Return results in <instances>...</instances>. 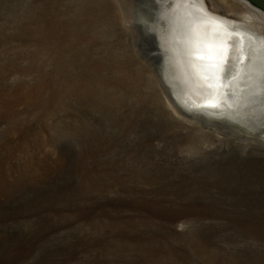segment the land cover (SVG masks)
<instances>
[{"label": "rangeland", "instance_id": "rangeland-1", "mask_svg": "<svg viewBox=\"0 0 264 264\" xmlns=\"http://www.w3.org/2000/svg\"><path fill=\"white\" fill-rule=\"evenodd\" d=\"M113 1L0 0V264H264V114L187 112ZM70 15L126 44L83 87L48 50Z\"/></svg>", "mask_w": 264, "mask_h": 264}, {"label": "bare ground", "instance_id": "bare-ground-1", "mask_svg": "<svg viewBox=\"0 0 264 264\" xmlns=\"http://www.w3.org/2000/svg\"><path fill=\"white\" fill-rule=\"evenodd\" d=\"M126 1L128 9L125 2L113 1L119 11L120 24H127L128 32L131 28L139 30L145 42L153 40L150 46L157 52L154 55L147 52L146 56L159 64L160 75L169 85L171 94L187 112L230 121L248 130L255 128L258 117L264 114V0ZM79 7L85 9L83 4ZM135 8L138 13L151 11L152 18L138 13L131 15ZM74 17L62 18L69 21L71 28L57 30L59 36L53 31L48 50L52 57L60 51L61 57L53 58L61 65L78 67L83 87L91 84L89 66L100 67L106 62L99 57L97 47L104 43L108 48V39L113 45L122 44V39L115 37L113 29L100 28V17H92L89 23L76 22ZM214 28L219 29L218 35H223L224 28L236 34L230 45L235 41L242 44V53L237 51L235 60L239 74L228 79L226 88L216 87V72L212 61L207 59L208 42L213 39ZM78 40L83 42L81 46L76 43ZM215 43L220 46L218 39ZM201 54L204 59L199 58ZM71 77L60 71L57 79L71 85ZM211 99L218 101L219 106H203Z\"/></svg>", "mask_w": 264, "mask_h": 264}, {"label": "snow or ice", "instance_id": "snow-or-ice-1", "mask_svg": "<svg viewBox=\"0 0 264 264\" xmlns=\"http://www.w3.org/2000/svg\"><path fill=\"white\" fill-rule=\"evenodd\" d=\"M218 32V28L212 30L211 36L213 39L208 42L207 59L212 61V67L216 72L218 81L216 87L224 86L226 88L228 79H234L239 74L235 60L237 51L242 53V44L235 41L230 45L229 42L234 40L236 34L229 32L226 28L223 29V35H218ZM217 39L219 40V47L215 43ZM197 47L199 48V42ZM199 58L204 59L205 56L201 54ZM230 61L231 63H229ZM209 86L211 87L212 85ZM203 106L215 108L219 104L215 99H211Z\"/></svg>", "mask_w": 264, "mask_h": 264}]
</instances>
